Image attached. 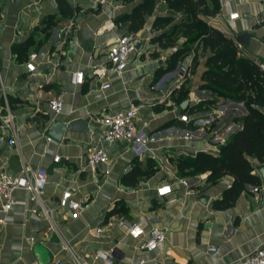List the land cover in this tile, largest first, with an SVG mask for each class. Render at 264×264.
Returning <instances> with one entry per match:
<instances>
[{"label": "crops", "instance_id": "0c3cea01", "mask_svg": "<svg viewBox=\"0 0 264 264\" xmlns=\"http://www.w3.org/2000/svg\"><path fill=\"white\" fill-rule=\"evenodd\" d=\"M139 2L122 6L111 0H0L4 95L0 90V171L17 177L22 166L41 167L47 174L40 199L47 216L23 190L12 193L14 204L6 215L0 211V218L9 219L0 227V264H48L55 259L72 264L70 253L91 263L94 251L110 248L117 252L115 264L138 260L144 264H237L264 242V188L256 173L264 163L247 158L260 185H244L226 208H214V203L222 199L232 178L224 176L210 184L206 173L191 169L198 152L216 155L231 139L245 110L241 103L204 88L208 51L191 67L189 51L172 71L165 72L167 58L184 42L160 49L154 38L162 31L152 29V24L158 17H168V30L178 23L179 15L168 13L161 0L154 3L152 14L134 34L140 50L129 55L124 72L120 76L107 73L106 90L91 76L88 66L105 67L108 47L121 36L114 20L132 14ZM217 2L216 15L198 18L233 42L240 33L252 34L247 48H242L243 56L254 63L263 61L264 0ZM59 3L67 5L70 16L60 15ZM95 4L99 11H72L75 5L93 10ZM232 13L237 18L229 20ZM50 17L56 26L48 31V41L32 53L34 72L28 73L24 65L31 54L26 52V29ZM181 69L187 71L185 79L179 78ZM75 71L84 73L83 82L76 86L69 82ZM56 97L62 99V109L53 115L46 100ZM128 106L136 109L135 126L144 138L142 145L96 143L101 130L96 119ZM259 111L264 114V108ZM7 113L15 127L14 146L6 143L12 135L2 122ZM180 114L187 116L188 123L178 121ZM94 145L108 157L104 170L85 168L86 154ZM46 149L51 153H44ZM182 163L186 168L179 170ZM131 170L137 175L136 183L125 186L120 180ZM164 184L171 186L172 194L158 200L155 190ZM64 190L84 205L76 219L57 206ZM151 229L161 231L164 241L152 252L136 251L134 247Z\"/></svg>", "mask_w": 264, "mask_h": 264}, {"label": "trees", "instance_id": "16d2710c", "mask_svg": "<svg viewBox=\"0 0 264 264\" xmlns=\"http://www.w3.org/2000/svg\"><path fill=\"white\" fill-rule=\"evenodd\" d=\"M128 3L131 0H120ZM165 10L179 15V22L165 30L169 18L158 17L152 29L162 31L154 38L160 49L175 46L174 34L181 31L185 42L169 55L166 60V71H172L176 64L187 57L188 44L193 42L201 46V52H209L206 59V70L202 77L207 81L204 88L216 96L241 103L245 116L239 129L233 134L216 155L198 152L191 164L196 173H206V182L215 183L224 176L232 178L230 187L221 200L214 203V208H226L236 199L244 185L259 187V180L253 174L247 158L264 163V70H259L256 63L237 53L234 42L214 30L198 16L213 17L218 13L217 0H161ZM156 0H140L133 8L130 18L126 19L127 31L136 34L143 25L144 18L150 16ZM61 16H70L71 10L64 3H59ZM20 48H23L20 46ZM12 51L15 52V50ZM196 55H193L190 67L195 66ZM212 103V102H210ZM201 106V105H200ZM185 165L178 164L179 170ZM137 175L133 170L120 180L125 186H134Z\"/></svg>", "mask_w": 264, "mask_h": 264}, {"label": "built area", "instance_id": "2783aa9c", "mask_svg": "<svg viewBox=\"0 0 264 264\" xmlns=\"http://www.w3.org/2000/svg\"><path fill=\"white\" fill-rule=\"evenodd\" d=\"M100 3L104 0H99ZM237 18L236 13L228 15L229 20ZM138 41L135 35L133 36H117L112 44L106 51V66L96 69L88 66V70L92 77H94L99 84L101 90L108 89L109 85L104 81L107 73H112L115 76H120L127 66L128 57L134 53L133 46ZM234 46L238 54L243 55L242 47L234 42ZM34 54L28 57V61L24 67L28 73L34 72L33 60ZM259 70H264V60L256 63ZM179 78L182 79L185 75V70L179 71ZM84 73L82 71H75L70 75L69 82L71 85H80L83 82ZM0 90L2 97L4 98L1 82ZM6 106V104H5ZM47 110L53 114L58 115L62 109V99L60 97L50 98L46 100ZM7 109V107H6ZM135 114L136 109L132 106H128L125 110L114 114H104L96 119L101 127V130L96 134V143L101 142H120L126 143L131 148L141 146L144 138L139 133L135 126ZM178 121L182 123H188V118L185 114L178 116ZM6 129L12 132L11 138L7 140V145L14 146V133L15 127L12 125L11 117L7 113L5 118L2 119ZM46 154H50V150L44 151ZM58 157L53 156L52 161L57 162ZM109 160L105 152L97 145L92 146L86 154L85 168L91 171L108 166ZM47 174L46 171L38 167L34 170H29L22 166L20 175L17 177H9L4 172L0 171V211L3 215H6L14 204L12 199V193L16 190H23L30 196V200L35 202L40 208L43 215L47 216V211L41 204V196L46 186ZM172 194V188L168 184L161 185L155 190V197L158 200H162L165 197ZM57 206L60 209H66L70 219H76L83 211L84 205L71 199V193L68 190L61 192ZM9 219L7 217L0 218V227L4 226ZM99 231V230H96ZM134 233V230L131 232ZM140 233V231H139ZM164 241V235L161 231L151 229L147 232L145 238L137 243L134 249L138 252L149 253L154 251ZM72 264H115L117 260V252L114 248L107 250H96L93 253V262L88 263L83 260H79L73 254L70 253ZM48 264H63L60 260L55 259ZM136 264H144L143 260H138ZM237 264H264V242L247 257L240 260Z\"/></svg>", "mask_w": 264, "mask_h": 264}, {"label": "rangeland", "instance_id": "374dc122", "mask_svg": "<svg viewBox=\"0 0 264 264\" xmlns=\"http://www.w3.org/2000/svg\"><path fill=\"white\" fill-rule=\"evenodd\" d=\"M113 2H115L117 5H122V6H125V5H128V4H133L135 3L136 1H140V0H131L130 2L128 3H123L122 1L120 0H111ZM158 1L159 0H156L157 4H158ZM155 2V3H156ZM156 6V4H155ZM99 7L98 5H94V9L93 10H82L80 9L79 7H77L76 5L73 7L72 11L73 13L75 14H78L80 11L81 12H86V11H99ZM122 16H119L118 18H116L114 20V23H115V28L119 30V34L120 35H125V36H133L130 32L127 31V23H126V19L127 18H130L131 17V14L130 15H125L121 18ZM179 16H176V20L175 22H179ZM56 26V22L54 21V18L50 17V18H47L42 24H37V25H32L30 26L28 29H26V35L28 37H26V40H27V50L26 52L29 53V54H32V53H37L38 52V49L45 43L47 42V37H48V31H50L52 29V27ZM69 26V25H68ZM66 26V27H68ZM72 24L70 25V31H69V28H68V31H69V34H71V31H72ZM61 33L59 34V36L62 38V40L64 39V30H66L65 27L61 28ZM59 33V32H57ZM40 34V35H39ZM40 36V37H39ZM36 38H39V39H36ZM174 39L175 41H177V43L181 44L182 42H185V36H183V33L181 31L177 32L174 34ZM150 41V40H149ZM63 45V43H62ZM180 46V45H179ZM187 48H189V51L191 54L190 56H193V55H196V58L198 60V58H205L207 53H203L200 51V48H199V44L196 43V42H193L191 44H188L187 45ZM196 64V63H195ZM188 69V68H187ZM191 70V69H190ZM189 71V70H188ZM187 71L185 70V75H186ZM190 73V72H188ZM184 75V76H185ZM183 76V77H184ZM186 77H184L185 79ZM212 95V94H211Z\"/></svg>", "mask_w": 264, "mask_h": 264}, {"label": "water", "instance_id": "95a60500", "mask_svg": "<svg viewBox=\"0 0 264 264\" xmlns=\"http://www.w3.org/2000/svg\"><path fill=\"white\" fill-rule=\"evenodd\" d=\"M250 38H253L252 34L243 32L235 36L234 40L237 42L243 49H246L248 46V41ZM135 52L140 50V43L136 42L133 46ZM53 130V129H52ZM256 173L259 176L261 187L264 188V167H259L256 170Z\"/></svg>", "mask_w": 264, "mask_h": 264}]
</instances>
